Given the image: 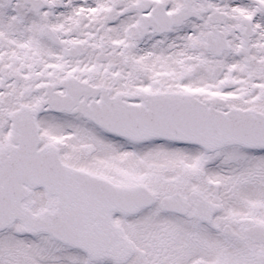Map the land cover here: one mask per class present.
<instances>
[{"label": "snow or ice", "instance_id": "1", "mask_svg": "<svg viewBox=\"0 0 264 264\" xmlns=\"http://www.w3.org/2000/svg\"><path fill=\"white\" fill-rule=\"evenodd\" d=\"M0 264H264V0H0Z\"/></svg>", "mask_w": 264, "mask_h": 264}]
</instances>
